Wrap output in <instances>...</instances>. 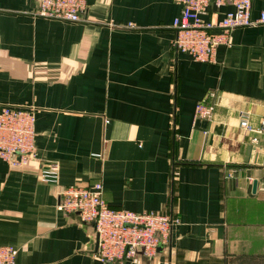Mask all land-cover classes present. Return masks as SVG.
Listing matches in <instances>:
<instances>
[{
    "label": "crops",
    "instance_id": "0c3cea01",
    "mask_svg": "<svg viewBox=\"0 0 264 264\" xmlns=\"http://www.w3.org/2000/svg\"><path fill=\"white\" fill-rule=\"evenodd\" d=\"M37 4L0 0V110L35 115V159H0L13 264H101L92 226L56 210L61 189L98 182L111 208L179 217L167 246L128 264H264V140L250 145L238 125L240 113L264 118V24L198 63L172 49V0H87L78 23L34 17ZM262 13L252 0L251 20ZM212 90L213 121L194 126ZM51 163L57 186L39 180Z\"/></svg>",
    "mask_w": 264,
    "mask_h": 264
},
{
    "label": "built area",
    "instance_id": "2783aa9c",
    "mask_svg": "<svg viewBox=\"0 0 264 264\" xmlns=\"http://www.w3.org/2000/svg\"><path fill=\"white\" fill-rule=\"evenodd\" d=\"M181 12L172 22L175 37L172 49L198 63H212L218 48L231 46L230 34L241 28L264 24V14L258 20L250 17L252 0H172ZM230 7L222 18L218 12ZM211 9V10H210ZM87 12V0H38L34 17L72 23L82 22ZM207 17V19H205ZM128 25L127 28H131ZM218 92L212 90L203 102L195 106L193 125L212 123L218 105ZM239 128L250 136V145L264 140V118L257 126L240 113ZM207 135L208 132H204ZM35 115L31 107L4 106L0 110V159L11 167H26L35 159ZM100 158L102 155H97ZM42 184L57 186V164L44 166L39 172ZM56 210L64 215H77L82 223L92 226L98 236L93 259L101 264H128L137 257L153 258L158 246H167L171 232L180 224L175 214L153 212L134 213L114 209L103 199L100 182L91 186H69L58 192ZM14 250L0 247V264H13Z\"/></svg>",
    "mask_w": 264,
    "mask_h": 264
},
{
    "label": "water",
    "instance_id": "95a60500",
    "mask_svg": "<svg viewBox=\"0 0 264 264\" xmlns=\"http://www.w3.org/2000/svg\"><path fill=\"white\" fill-rule=\"evenodd\" d=\"M253 188H255V183L253 184ZM97 246H98V236L96 235V236H95V240H94V244H93V246H92V249H93L94 252L97 251ZM162 247H163V246L159 245V246H158V249H159V248H162Z\"/></svg>",
    "mask_w": 264,
    "mask_h": 264
}]
</instances>
